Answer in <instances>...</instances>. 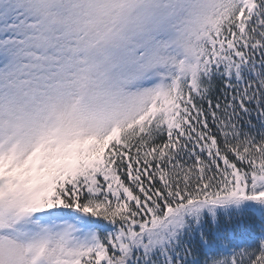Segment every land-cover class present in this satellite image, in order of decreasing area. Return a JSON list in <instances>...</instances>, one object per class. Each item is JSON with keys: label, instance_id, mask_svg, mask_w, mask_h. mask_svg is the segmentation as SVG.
<instances>
[{"label": "snow or ice", "instance_id": "6c2138e0", "mask_svg": "<svg viewBox=\"0 0 264 264\" xmlns=\"http://www.w3.org/2000/svg\"><path fill=\"white\" fill-rule=\"evenodd\" d=\"M0 264H264V0H0Z\"/></svg>", "mask_w": 264, "mask_h": 264}]
</instances>
